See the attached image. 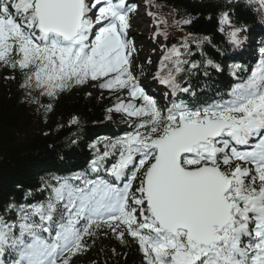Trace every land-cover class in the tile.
I'll return each mask as SVG.
<instances>
[{
	"label": "snow or ice",
	"instance_id": "6c2138e0",
	"mask_svg": "<svg viewBox=\"0 0 264 264\" xmlns=\"http://www.w3.org/2000/svg\"><path fill=\"white\" fill-rule=\"evenodd\" d=\"M133 11L127 0H0V69L21 74L27 103L50 112L61 93L93 82L116 94L108 112L131 128L103 151L92 144L87 169L44 181L43 200L0 209V264H73L108 232L131 237L143 264H264V61L226 100L161 107L133 71ZM191 36L164 51L154 77L173 96L200 68Z\"/></svg>",
	"mask_w": 264,
	"mask_h": 264
},
{
	"label": "trees",
	"instance_id": "16d2710c",
	"mask_svg": "<svg viewBox=\"0 0 264 264\" xmlns=\"http://www.w3.org/2000/svg\"><path fill=\"white\" fill-rule=\"evenodd\" d=\"M139 1L147 15L151 12L155 20L167 21L157 26L154 17L148 15L149 31L152 28L157 31L159 27L167 33V40L162 35L164 51L173 45L180 46L191 33L188 59L200 64L199 70L182 76L181 84L189 87V92L173 96L167 89L168 94L162 96L161 84L154 78L160 59L145 65L133 62L139 82L161 107L174 102L200 107L212 104L211 101L226 100L237 81L246 79L259 61H264V10L260 0ZM223 13L229 14V24H220ZM182 19L192 22L182 27L173 23ZM235 29H240L239 45L231 40L230 33ZM6 76H15V79L6 80ZM203 76L210 79L211 88L207 87ZM21 80L18 71L0 69V209L9 203L43 200L47 196V192L41 191L44 181L87 169L96 155L92 144L103 151L109 140L131 131L129 124L109 119L108 109L116 99L99 100L98 96L85 91L86 84L61 93L52 101V111L45 112L43 108L38 110V105L26 102ZM212 88L218 91L214 97L208 90ZM193 91L197 101L191 99ZM41 102L48 104L49 99L41 97ZM73 116L78 118L77 124L69 123ZM111 235V232L100 235L94 244L89 241L90 250L76 256L73 264H140L141 252L136 242L126 236L127 243L120 249L117 242H110ZM111 243L117 245L116 255L109 250ZM118 249L121 252L118 253Z\"/></svg>",
	"mask_w": 264,
	"mask_h": 264
},
{
	"label": "rangeland",
	"instance_id": "374dc122",
	"mask_svg": "<svg viewBox=\"0 0 264 264\" xmlns=\"http://www.w3.org/2000/svg\"><path fill=\"white\" fill-rule=\"evenodd\" d=\"M129 4L133 5L135 8V11L130 13L131 27L128 30V37L134 42L136 48L132 58H136V61L144 65L157 62L163 53V47L161 45L162 41L159 35H155L156 33L153 32V30L152 32L147 31L146 24L148 23V19L146 18L143 9L139 8L140 3L130 2ZM138 8L140 11H137ZM151 41L153 45H151ZM92 84L93 82H89L85 85V91L87 93L98 96L99 100H114L116 98V94L110 93L107 90L99 89L98 87H93ZM109 119L113 121L119 120L122 122H130L129 118L122 113L116 112H109ZM139 261L140 264H143V256Z\"/></svg>",
	"mask_w": 264,
	"mask_h": 264
},
{
	"label": "bare ground",
	"instance_id": "6f19581e",
	"mask_svg": "<svg viewBox=\"0 0 264 264\" xmlns=\"http://www.w3.org/2000/svg\"><path fill=\"white\" fill-rule=\"evenodd\" d=\"M226 45H224L223 44V47H225ZM225 49L226 50H228V47L226 46L225 47ZM235 77H236V79H237V75L235 74ZM203 81L204 82H206V84H207V87L208 88H211V82H210V79H208V78H205V76H203ZM238 83H239V81H237ZM186 85H187V83H186ZM209 90V92H210V94H211V96H216V94H217V92L218 91H216V90H214L213 88L212 89H208ZM215 91V92H214ZM190 96H191V99L193 100V101H197V99H196V93L193 91V92H190ZM212 103H214V102H217V101H211ZM83 170H85L84 168H83ZM26 195V194H25ZM38 196V195H37ZM36 196V197H37ZM34 199V198H33ZM30 201H32L31 199H30ZM108 238H110L109 240H110V242L111 241H115V242H117L118 244H119V246H117L116 244H112L111 243V245H110V252L112 253V254H114V255H116V250H115V246H117V247H119L120 249H121V247L123 246V244L119 241V240H117L116 238H115V236L114 235H111V237H108ZM120 249H118V253L119 252H121L120 251ZM113 250H115V251H113ZM142 257V254H140V256H139V258H138V260H140V258ZM79 264H81V263H79ZM87 264H90V263H87Z\"/></svg>",
	"mask_w": 264,
	"mask_h": 264
}]
</instances>
